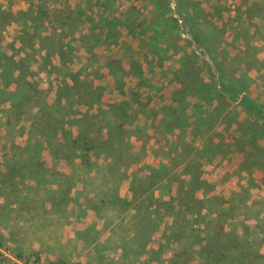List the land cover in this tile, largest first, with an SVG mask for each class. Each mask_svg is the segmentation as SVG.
<instances>
[{
  "label": "rangeland",
  "instance_id": "1",
  "mask_svg": "<svg viewBox=\"0 0 264 264\" xmlns=\"http://www.w3.org/2000/svg\"><path fill=\"white\" fill-rule=\"evenodd\" d=\"M161 1L191 41L194 64L158 65L139 29L154 10L150 0H0V52L10 59L4 73L47 92L39 108H13L0 97L5 264H264V140L248 144L256 155L247 161L242 149L214 158L210 147L233 145L236 134L217 122L196 135V108L213 119L216 104L197 103L191 82L235 78L264 105V0H188L192 22L180 18L176 0ZM206 26L213 52L192 40L193 29ZM108 60L127 73L138 63L148 85L121 75L118 87ZM57 80L73 85L75 96L56 102ZM81 84L100 87L101 102L90 103ZM121 101L134 110L129 125L111 113L100 118V107ZM230 111L227 120L248 119L236 104ZM84 134L111 151L90 157L49 146ZM44 135L54 138L47 143ZM38 143L45 147L31 172L25 148Z\"/></svg>",
  "mask_w": 264,
  "mask_h": 264
},
{
  "label": "trees",
  "instance_id": "2",
  "mask_svg": "<svg viewBox=\"0 0 264 264\" xmlns=\"http://www.w3.org/2000/svg\"><path fill=\"white\" fill-rule=\"evenodd\" d=\"M176 1L178 13L182 15V17L180 18L183 20L184 17H186L192 22L193 10L186 8L187 5H191L190 1ZM150 2L154 10L148 16L146 25L141 26L139 29L143 30L142 32L148 36L145 43L147 44V47L149 46V48H151L150 52H152L154 58L158 60V65H162L163 62L169 61L171 64L169 66V69L174 70L177 67L186 66V63L189 60L194 64V62H196L195 59L197 58V56L191 48V41L184 39L181 36V33L178 31L176 22L177 19H172V16L174 14L171 15L170 7H168V5H166L164 1L162 2L161 0H150ZM26 17L27 15L25 16V20ZM106 23V30L103 34L107 40H111L114 38V36H112L113 24L110 20H107ZM185 31L187 32V30ZM214 35L215 34H212L209 31L207 26L204 28L195 27L192 32V40L199 41L202 48H204L206 52H213L215 43V40L213 39ZM9 62L10 59L7 58V55L0 52V71H3V73L8 71V69H10ZM204 63L208 68H210V65L208 63L203 62V64ZM216 66L218 67V73H222V68L220 67V65L216 63ZM106 69L108 74L113 77L116 84H118L117 86L120 88L121 83H123L121 82V75L133 77L141 86L148 85L145 71L136 62L132 63L130 67L127 68L129 69L128 73L127 70L122 69V65H120L119 62L114 60H108V62H106ZM3 81L6 85V88L1 87L0 85V97L3 100H6V103H9L13 108H39L38 106H41L43 102L44 93H47L44 89H40V87L34 81L31 82L27 80L24 75L16 78L10 74H5V76L3 77ZM212 81L213 80H211L210 85H206L202 80H199L197 78L192 79L191 81L197 90L196 93H193L194 97L197 100V103H202L208 106L213 102H215L216 104L213 110L216 111L217 117L213 119H211L210 113L204 115L201 111V107L196 108V111L192 116L194 127L196 129V135H202L204 137L206 131L203 130V127L209 124L212 128L217 122L219 125L226 126L228 130L234 128V134H236L234 137V144L230 145L223 143L220 146L219 143L216 145L213 144L210 147L212 149L211 154L215 158L221 154H223L224 156L228 154L231 155L234 153V151H239L242 149L244 160L247 161V158L251 157L252 154L254 156L256 155V153L254 152L256 148L253 150L255 146L252 145V149L249 150V145H257L258 140H264V105L247 96L244 87L235 78L225 79L224 77L220 76L217 79V82L213 81V83ZM58 85L60 86L58 87ZM78 87L82 88L83 94L88 95L89 102L92 101L90 103L97 104L101 102V100L99 99L101 96L100 87L88 88L84 87L82 84ZM73 88V85L57 80V84L55 86L52 85V88L50 89L51 91H55V101L61 102V100L63 99L68 100L70 99V97L72 98V96H75L72 92L74 91ZM33 100L37 102L34 103V105L31 104ZM234 104H236L237 107H240L244 112H246L248 119L239 120L235 118L233 120H227V117H229L231 113H234V111H230V108ZM99 109L101 110L100 118H105L109 113L115 114L116 119L120 120L121 122L120 127H122L124 124L129 125V121L132 118V113H134V110L131 109L130 104L126 103V101H121L117 105H111L110 109H108V105L106 107H100ZM218 119L224 120L220 122L218 121ZM81 121H83V119L79 120V122ZM132 133L133 132L131 131L130 136H132ZM44 136H46L44 142L47 143L51 142L54 138L52 136L49 137V135ZM122 139L123 138H121L120 143L123 142ZM57 141L55 140L54 144L49 146L53 148L58 145V154H62L63 152H67L66 154H69L70 152L75 153L76 151L81 150L86 152L90 157L93 155L97 156L98 151H103L106 154L109 150V146L111 145L108 144V147H104L100 150L101 146L99 147V145H94V142H92V140L90 141L89 137L85 136V134L83 136L77 135L75 136V138L68 136L61 141L57 139ZM43 144L45 143H38L37 145L32 144L28 145V147L25 148V152L28 154L29 160H31L32 158V160L29 162L31 172L35 170V166H40V162L38 161L41 153L40 151L44 150L45 147L43 146ZM110 151L111 150H109V152ZM54 152L57 151L54 149ZM105 158L107 159V156H105ZM109 164L112 167V164ZM98 173H100V171H98ZM88 179L94 178L88 176ZM121 201H123V198L115 197L112 202L116 203ZM2 248L4 247L0 243V250ZM209 254H211V252ZM0 264H5V260L2 258L1 253Z\"/></svg>",
  "mask_w": 264,
  "mask_h": 264
}]
</instances>
